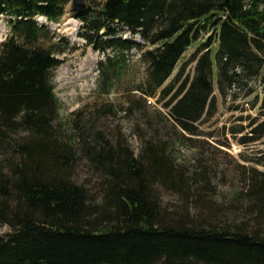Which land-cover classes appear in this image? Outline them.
<instances>
[{"label":"trees","instance_id":"trees-1","mask_svg":"<svg viewBox=\"0 0 264 264\" xmlns=\"http://www.w3.org/2000/svg\"><path fill=\"white\" fill-rule=\"evenodd\" d=\"M69 2L0 0V15L8 17L0 42V224L8 227L0 234V264H264V172L251 171L241 218L206 220L199 189L188 188L172 155L175 140L198 135L196 124L212 112L213 72L221 96L258 77L264 93V0H101L71 12L85 45L113 51L100 72L101 90L137 51L140 76L119 108L146 126L135 133V153L119 128L106 133L100 126L113 115L111 104L72 119L65 133L52 123L58 106L49 72L61 52L41 44L48 32L35 17L57 22ZM148 95L166 109H154L157 118L146 112ZM79 161L97 197L73 178ZM181 184L183 198L189 193L198 205L194 214L160 204L158 187Z\"/></svg>","mask_w":264,"mask_h":264},{"label":"rangeland","instance_id":"rangeland-1","mask_svg":"<svg viewBox=\"0 0 264 264\" xmlns=\"http://www.w3.org/2000/svg\"><path fill=\"white\" fill-rule=\"evenodd\" d=\"M98 1L101 0H84V3L86 6ZM71 12L73 11L69 2L57 22H49L45 25L48 32L47 43L41 41L43 45L53 44L54 50L59 49L61 52L54 54L60 63L49 72L52 92L58 106L57 115L52 123L58 126L59 132L65 133L70 129L69 124L72 119L78 123L85 120L84 116L93 111L94 107L111 104L114 113L101 118L100 126H105L103 129L106 133H112L113 129L119 128L135 153L138 149L135 133L144 132L146 126L134 113L123 112L119 108L125 105L124 90L131 87L140 76L142 66L137 61V51L132 49L125 55L122 71L116 80L111 82L110 89L101 90L100 72L108 66L105 56L109 58L113 56L112 60L115 58L113 51L101 52L85 45L81 35L83 32L81 22ZM7 18L0 15V41L8 34L5 21ZM35 22L44 26L37 18ZM122 36L142 43L137 34L130 35L124 32ZM198 42L192 43L184 51L169 79L177 72L180 64L188 59ZM192 66L193 63L186 65L185 72L191 73ZM212 69L215 70L214 66ZM259 80V77L258 80H247L241 88L221 96L215 87L213 72L211 83L214 107L211 114L203 116L196 124L198 135L190 140H175L172 155L178 165L176 168L186 178L188 188L199 189V206L202 205L201 207L205 209L204 212L208 216L206 220L211 218L214 221H223L241 218L246 205L243 190L246 188L248 177L252 170L264 172V132L260 131L263 127L255 130L257 125L264 123L262 105L264 93ZM147 99L150 100V104L146 103ZM145 104L148 105L147 114H151L154 118H157L154 109L162 113L166 110L156 101V95L146 96ZM15 135H22V132L17 131ZM2 159L0 157V160ZM85 166L82 161L77 162L73 167L72 176L84 182L97 197L96 185ZM191 176H195L196 179H191ZM183 193V185L176 186L173 190L157 188L160 204L169 212L178 213L183 210L188 214H194L193 210L198 206L193 202L194 196L189 197L187 193L188 199L185 200ZM245 218L251 220L250 217L245 216ZM249 224L252 225L253 222L249 221ZM260 228L264 233V216ZM7 230L6 225L0 224V234Z\"/></svg>","mask_w":264,"mask_h":264},{"label":"water","instance_id":"water-1","mask_svg":"<svg viewBox=\"0 0 264 264\" xmlns=\"http://www.w3.org/2000/svg\"><path fill=\"white\" fill-rule=\"evenodd\" d=\"M71 9L75 13L81 12L85 8L84 0H70Z\"/></svg>","mask_w":264,"mask_h":264},{"label":"bare ground","instance_id":"bare-ground-1","mask_svg":"<svg viewBox=\"0 0 264 264\" xmlns=\"http://www.w3.org/2000/svg\"><path fill=\"white\" fill-rule=\"evenodd\" d=\"M35 18H37L39 21H41L42 23H43V21H42V18L43 17H41V16H36ZM44 25V24H43Z\"/></svg>","mask_w":264,"mask_h":264}]
</instances>
